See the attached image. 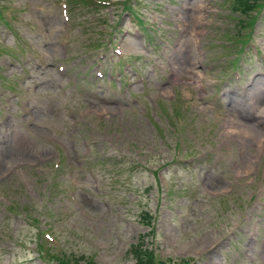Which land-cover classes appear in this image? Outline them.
I'll return each instance as SVG.
<instances>
[{
	"label": "rangeland",
	"instance_id": "1",
	"mask_svg": "<svg viewBox=\"0 0 264 264\" xmlns=\"http://www.w3.org/2000/svg\"><path fill=\"white\" fill-rule=\"evenodd\" d=\"M254 4L0 0V264H264Z\"/></svg>",
	"mask_w": 264,
	"mask_h": 264
},
{
	"label": "trees",
	"instance_id": "2",
	"mask_svg": "<svg viewBox=\"0 0 264 264\" xmlns=\"http://www.w3.org/2000/svg\"><path fill=\"white\" fill-rule=\"evenodd\" d=\"M250 1V0H248ZM241 2V0H240ZM251 4H253V1H250ZM249 4H247L248 6ZM241 6H244L246 8H244L245 11H247V9H249L245 3H241ZM134 248V257L136 259V264H170V263H167L165 261H159L157 260L152 251L150 249H147V248H144L142 247L141 245H136L133 247ZM83 260H86L84 264H98L96 263L94 260L92 259H86L85 257H83ZM59 263L60 264H67L66 261L64 260H59ZM77 264V262H76Z\"/></svg>",
	"mask_w": 264,
	"mask_h": 264
},
{
	"label": "bare ground",
	"instance_id": "3",
	"mask_svg": "<svg viewBox=\"0 0 264 264\" xmlns=\"http://www.w3.org/2000/svg\"><path fill=\"white\" fill-rule=\"evenodd\" d=\"M258 132V131H257Z\"/></svg>",
	"mask_w": 264,
	"mask_h": 264
}]
</instances>
